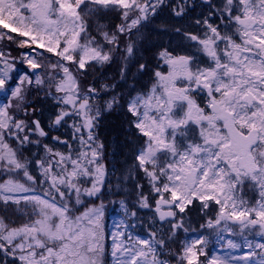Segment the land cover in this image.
I'll return each instance as SVG.
<instances>
[{
    "label": "snow or ice",
    "instance_id": "obj_1",
    "mask_svg": "<svg viewBox=\"0 0 264 264\" xmlns=\"http://www.w3.org/2000/svg\"><path fill=\"white\" fill-rule=\"evenodd\" d=\"M0 264H264V0H0Z\"/></svg>",
    "mask_w": 264,
    "mask_h": 264
},
{
    "label": "rangeland",
    "instance_id": "obj_2",
    "mask_svg": "<svg viewBox=\"0 0 264 264\" xmlns=\"http://www.w3.org/2000/svg\"><path fill=\"white\" fill-rule=\"evenodd\" d=\"M157 19H159V22L153 25L154 28H152V25H150L147 29H145V35L149 39L150 42L153 41V43H158L157 46L163 45L165 47L174 48L183 54H192L196 51L195 49H189L187 47L188 42L185 41L183 37H181L179 34L175 33L174 31L175 27L181 26V24L184 22H180V21L172 19L167 9H165ZM164 26L168 27L169 29L168 32H160L156 30ZM164 42H166L167 44ZM113 138L115 137L113 134H111L110 137L108 138L109 143L113 141ZM115 151L113 150L111 151V149L109 150L108 152L109 160L116 161L114 158V155L116 154ZM121 159H119L116 162L117 163L120 162ZM145 212H147V210H145ZM192 217H193V225H192L193 228L199 230L198 223H202V220H200L199 215H197V213L195 212L192 213ZM209 249L214 250L213 243L209 244Z\"/></svg>",
    "mask_w": 264,
    "mask_h": 264
},
{
    "label": "trees",
    "instance_id": "obj_3",
    "mask_svg": "<svg viewBox=\"0 0 264 264\" xmlns=\"http://www.w3.org/2000/svg\"><path fill=\"white\" fill-rule=\"evenodd\" d=\"M113 23H119L118 20L113 19L112 20ZM159 22L158 19H156L151 25L152 28H154L153 25H155V23ZM166 43V42H164ZM158 43H153L149 41L148 39V43H147V47L150 48L152 51L147 52L146 53V57L147 58H151L152 53L156 50ZM167 44V43H166ZM106 71L109 72V75L114 74L112 70L106 69ZM144 80H147V77H144ZM52 102L51 101H46L45 105L43 106L45 108V113L47 114V110L51 107ZM113 134L114 137L120 141L123 145V148L119 154V156L117 157V161L119 159H121V162L124 161V159L126 158L128 152H129V146H128V140L130 139L129 133L127 131V122H126V117L119 111L117 112H113L110 114H106L100 123V128H99V136L101 138V140L105 143L106 145V154L108 156V152H109V137L110 135ZM118 162V163H121ZM196 213V212H195ZM197 215H199L197 213ZM110 227V225H109Z\"/></svg>",
    "mask_w": 264,
    "mask_h": 264
},
{
    "label": "flooded vegetation",
    "instance_id": "obj_4",
    "mask_svg": "<svg viewBox=\"0 0 264 264\" xmlns=\"http://www.w3.org/2000/svg\"><path fill=\"white\" fill-rule=\"evenodd\" d=\"M200 11V9H197V13ZM54 134H59V133H54ZM123 145L120 141H118L116 138H113V141L110 143L109 147L111 149V151H115V155H114V158L115 160L117 161V157L119 156L122 148H123ZM121 162V161H120Z\"/></svg>",
    "mask_w": 264,
    "mask_h": 264
}]
</instances>
